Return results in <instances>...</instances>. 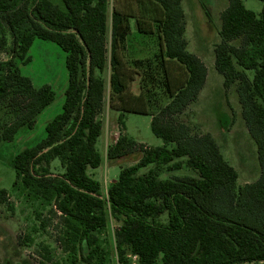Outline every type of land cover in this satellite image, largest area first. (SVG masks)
<instances>
[{"label":"trees","instance_id":"obj_1","mask_svg":"<svg viewBox=\"0 0 264 264\" xmlns=\"http://www.w3.org/2000/svg\"><path fill=\"white\" fill-rule=\"evenodd\" d=\"M126 1L114 5L109 47V0H0V54L6 55L0 57V104L9 100L11 110L0 118V142L33 128L55 100L51 85L35 87L19 65L31 60L35 39L57 43L66 53L68 71L62 111L47 123L45 138L13 159L15 187L20 183L62 214L66 244L75 253L87 246L83 256L90 264L95 257L106 262L98 233L109 215L120 223L114 233L118 264H132L129 254L137 256L138 264H264V0L259 14L243 0H228L214 48L225 91L235 86L257 146L260 176L244 185L213 134L180 118L198 100L208 77L206 63L188 50L182 0H138L147 19H139L137 30L156 33L159 42V51L146 59L128 48L132 26L120 4ZM108 65L111 105L120 124L125 126L127 111L148 113L163 145L120 134L107 158L115 162L132 153L139 158L121 169L105 196L89 169L103 162L97 144L104 125L99 118L106 92L102 73ZM137 76L139 94L131 90ZM150 92L158 101L152 111L136 104ZM55 159L63 172L51 170ZM183 159L195 175L160 179L139 173L151 164L180 170ZM6 202L8 192L0 189V204ZM163 214L166 222L159 220ZM39 264L61 263L46 256Z\"/></svg>","mask_w":264,"mask_h":264},{"label":"rangeland","instance_id":"obj_2","mask_svg":"<svg viewBox=\"0 0 264 264\" xmlns=\"http://www.w3.org/2000/svg\"><path fill=\"white\" fill-rule=\"evenodd\" d=\"M243 1L248 9L257 14L261 13L263 9L261 0ZM184 2V7L190 12L186 33L191 43L189 50L194 53L196 52L194 50L199 48V43L207 45L208 50L201 53L209 69V80L198 103L192 105L180 118L198 131L213 132L224 156L238 170L239 184L253 182L260 172L256 144L242 117L235 86L226 93L223 75L213 64V48L220 40L218 34L221 24L220 15L227 7L228 0H184ZM139 3L138 0H127L125 5L120 3L121 9L124 12L126 10L133 27H138L139 19H147ZM117 4H119L118 0H110L109 14ZM191 4L194 6L192 7ZM190 8L194 9V12ZM149 26L154 29L156 22L152 21V25ZM157 39L156 33L146 35L138 32L128 39V48L132 54L146 59L153 55L154 51H159ZM136 43L141 46H137ZM108 45L111 47V30L108 33ZM29 55L31 60L28 63L19 61L23 75L30 77L37 88L45 84L51 85L56 96L55 100L39 114L33 128L24 127L18 131L13 140L0 142V189L8 192V202L0 204V260L5 264L15 262L39 264L44 257L50 256L61 264H90L83 256L89 250L87 246L75 253L71 246L66 244L62 214L54 206L31 195L20 183L15 187L16 171L13 164L15 155L45 138L47 123L62 111L68 85L66 53L57 43L37 38L30 48ZM0 57L5 58L6 55L0 54ZM248 73L253 76V72ZM102 76L107 81L105 102L99 114V118L104 123V135L97 146L103 162L98 168L89 169V173L102 183L101 192L106 196L109 182L116 180L122 168L134 164L139 158L138 153H132L111 162L107 158V150L114 143L113 140L116 141L120 134H128L135 141L150 146H161L163 140L152 132L151 116L148 113L127 111L125 126L120 124L119 117L115 114L116 110L111 105L109 68L102 73ZM133 87L136 88L137 85ZM143 98L136 102L139 107L148 111L156 108L158 101L155 100L157 97L152 92L146 93ZM8 102L9 100L0 104V118L9 116L11 110ZM183 163L180 170H170L167 164H151L143 167L139 173L140 175L152 173L160 179H168L174 175L196 174V171L187 165L186 159H183ZM51 170L55 173L64 171L59 159L51 163ZM159 220L166 222L167 215H161ZM119 226L120 223L109 215L107 227L98 233L99 242L107 252L105 264H118L114 233ZM92 264H101L100 258L95 257Z\"/></svg>","mask_w":264,"mask_h":264},{"label":"crops","instance_id":"obj_3","mask_svg":"<svg viewBox=\"0 0 264 264\" xmlns=\"http://www.w3.org/2000/svg\"><path fill=\"white\" fill-rule=\"evenodd\" d=\"M182 5H183V9H184V12H185V16H186V21H187V28H186V33H187V31H188V18H189V11L187 10V7L185 8L184 7V5H185V2H184V0H182ZM191 6H192V4H191ZM194 6V5H193ZM192 6V7H193ZM191 7V8H192ZM190 8V9H191ZM109 10H110V0H109V7H108V26H110V28H111V20H112V13H110L109 14ZM197 10V9H196ZM191 11H193L194 12V9H191ZM109 15H110V17H109ZM109 23H110V25H109ZM131 26H132V22H131ZM110 30V29H109ZM135 33H138V30H137V27H133L132 26V34H135ZM185 36H186V34H185ZM186 39H187V41H188V50L190 49V46H191V43H190V41H189V39L187 38V36H186ZM200 44V45H199ZM198 45H199V48L197 49V50H194V51H196V52H194L195 54H197L199 57H201V59L206 63V61H205V59H204V56H203V54L201 53V52H205V51H207L208 49H207V45L205 44V43H203V44H201V43H199ZM136 45L137 46H141L140 44H138V43H136ZM197 48V47H196ZM214 48H215V46H214ZM214 48H213V53H214ZM200 49V50H199ZM190 51V50H189ZM130 52H131V50H130ZM191 52V51H190ZM213 64H214V66H215V53H214V55H213ZM207 65V64H206ZM208 67V66H207ZM108 68H109V65H108ZM209 70V69H208ZM110 68H109V73H110ZM104 80H105V88H106V86H107V81H106V79H105V77H104ZM208 80H209V75H208V77H207V81H206V83H205V86H204V88L201 90V92H200V95H199V98H198V100L196 101V102H194V103H192V104H190L189 105V107L187 108V110L192 106V105H194V104H196V103H198V101L200 100V96H201V94H202V92L205 90V88H206V86H207V84H208ZM109 85V84H108ZM135 85H137V87L135 88V87H133V86H135ZM223 85H224V83H223ZM110 86V85H109ZM131 90H132V92L133 93H135V94H139L140 93V91H141V87H140V77L139 76H137L136 77V79L132 82V84H131ZM186 110V111H187ZM185 111V112H186ZM115 114L117 115V117H119V113H118V111L116 110V112H115ZM151 119H152V117H151ZM124 131H126V128H125V130ZM205 132H211V131H205ZM249 132V131H248ZM212 134H213V136L216 138V136H215V134L213 133V132H211ZM250 134V133H249ZM104 135V125H103V132H102V135H101V137L99 138V141H100V139L102 138V136ZM251 136V135H250ZM253 139V138H252ZM216 140H217V138H216ZM98 141V142H99ZM108 143H109V141H107ZM113 142H116L115 140H113ZM217 142H218V140H217ZM255 142V141H254ZM107 143V144H108ZM139 143H142V142H139ZM219 143V142H218ZM146 144V143H145ZM148 145V144H147ZM220 145V144H219ZM221 147V146H220ZM257 147V146H256ZM221 150H222V148H221ZM226 158V157H225ZM257 159H258V155H257ZM229 163H230V161H229ZM231 164V163H230ZM258 164H259V162H258ZM232 165V164H231ZM259 168H260V165H259ZM239 173V172H238ZM92 175V174H91ZM93 176V175H92ZM259 176H260V172H259ZM259 176H258V178H259ZM94 177V176H93ZM257 178V179H258ZM256 179V180H257ZM256 180H254V181H256ZM115 180H111V182H109V185L112 183V182H114ZM253 181V182H254ZM238 182H239V179H238ZM249 183H251V182H249ZM247 184V183H246ZM108 185V186H109Z\"/></svg>","mask_w":264,"mask_h":264},{"label":"built area","instance_id":"obj_4","mask_svg":"<svg viewBox=\"0 0 264 264\" xmlns=\"http://www.w3.org/2000/svg\"><path fill=\"white\" fill-rule=\"evenodd\" d=\"M129 256H131L130 258H132L133 259V264H138V258H137V256L136 255H132V254H130ZM131 259V260H132Z\"/></svg>","mask_w":264,"mask_h":264}]
</instances>
